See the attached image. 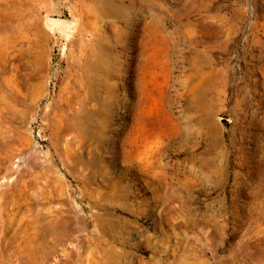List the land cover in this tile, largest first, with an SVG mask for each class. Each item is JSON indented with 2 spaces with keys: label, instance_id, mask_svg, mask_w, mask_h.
<instances>
[{
  "label": "rangeland",
  "instance_id": "rangeland-1",
  "mask_svg": "<svg viewBox=\"0 0 264 264\" xmlns=\"http://www.w3.org/2000/svg\"><path fill=\"white\" fill-rule=\"evenodd\" d=\"M0 264H264V0H0Z\"/></svg>",
  "mask_w": 264,
  "mask_h": 264
},
{
  "label": "water",
  "instance_id": "water-1",
  "mask_svg": "<svg viewBox=\"0 0 264 264\" xmlns=\"http://www.w3.org/2000/svg\"><path fill=\"white\" fill-rule=\"evenodd\" d=\"M47 22L50 24H57L64 27L66 30L70 29L73 26V22L69 19H61L57 17H48Z\"/></svg>",
  "mask_w": 264,
  "mask_h": 264
},
{
  "label": "bare ground",
  "instance_id": "bare-ground-1",
  "mask_svg": "<svg viewBox=\"0 0 264 264\" xmlns=\"http://www.w3.org/2000/svg\"><path fill=\"white\" fill-rule=\"evenodd\" d=\"M16 2V1H15Z\"/></svg>",
  "mask_w": 264,
  "mask_h": 264
}]
</instances>
